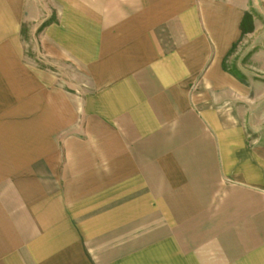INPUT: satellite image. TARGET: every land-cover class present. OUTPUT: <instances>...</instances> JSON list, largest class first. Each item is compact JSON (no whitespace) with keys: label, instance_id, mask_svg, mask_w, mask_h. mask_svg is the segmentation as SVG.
Wrapping results in <instances>:
<instances>
[{"label":"crops","instance_id":"1","mask_svg":"<svg viewBox=\"0 0 264 264\" xmlns=\"http://www.w3.org/2000/svg\"><path fill=\"white\" fill-rule=\"evenodd\" d=\"M43 3L0 0V264H264L263 0H52L51 69Z\"/></svg>","mask_w":264,"mask_h":264},{"label":"rangeland","instance_id":"2","mask_svg":"<svg viewBox=\"0 0 264 264\" xmlns=\"http://www.w3.org/2000/svg\"><path fill=\"white\" fill-rule=\"evenodd\" d=\"M43 17L40 21L36 22H27L23 25L22 33L23 40L25 41V55L29 62L47 69H51V62L48 60L51 58L49 55L51 49L42 41V30L45 29V26L57 19V12L54 9V6L51 5L52 0H43ZM46 15V17H44ZM46 24V25H45ZM240 60L246 61L245 55L240 52L238 53L235 50L233 53L228 56L226 60V65L230 71H235L234 67L237 62ZM59 71L61 72V77L65 84L70 81L74 83L77 87H83L84 76L79 67L76 65L69 66L67 63L60 65Z\"/></svg>","mask_w":264,"mask_h":264},{"label":"trees","instance_id":"3","mask_svg":"<svg viewBox=\"0 0 264 264\" xmlns=\"http://www.w3.org/2000/svg\"><path fill=\"white\" fill-rule=\"evenodd\" d=\"M45 25H46V24H45ZM254 29H255V25H254V16H253L252 12H250V11H246L245 14H244V16H243L242 22H241V39H242L245 35H247V34L253 32ZM241 39H240V40H241ZM238 44H239L238 42L235 43V44L233 45V47L231 48V50L229 51V53L227 54V56L225 57V60H224V62H223V67H224L225 70H228V67H227V65H226V60H227L228 56H230V54L233 53V52L236 50ZM237 75H238V74H237Z\"/></svg>","mask_w":264,"mask_h":264},{"label":"built area","instance_id":"4","mask_svg":"<svg viewBox=\"0 0 264 264\" xmlns=\"http://www.w3.org/2000/svg\"><path fill=\"white\" fill-rule=\"evenodd\" d=\"M263 2H264V0H263Z\"/></svg>","mask_w":264,"mask_h":264}]
</instances>
